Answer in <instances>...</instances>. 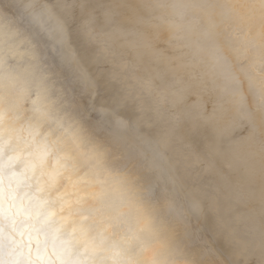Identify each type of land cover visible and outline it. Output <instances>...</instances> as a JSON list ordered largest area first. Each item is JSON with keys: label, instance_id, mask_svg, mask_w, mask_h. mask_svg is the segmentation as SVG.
Returning a JSON list of instances; mask_svg holds the SVG:
<instances>
[{"label": "clouds", "instance_id": "9594fccd", "mask_svg": "<svg viewBox=\"0 0 264 264\" xmlns=\"http://www.w3.org/2000/svg\"><path fill=\"white\" fill-rule=\"evenodd\" d=\"M0 264H264V0H0Z\"/></svg>", "mask_w": 264, "mask_h": 264}]
</instances>
